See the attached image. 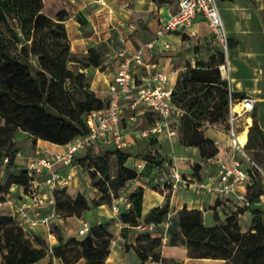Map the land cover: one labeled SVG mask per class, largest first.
<instances>
[{
  "label": "trees",
  "instance_id": "trees-1",
  "mask_svg": "<svg viewBox=\"0 0 264 264\" xmlns=\"http://www.w3.org/2000/svg\"><path fill=\"white\" fill-rule=\"evenodd\" d=\"M65 1L0 0V165L4 161L3 164L14 169L4 183L0 178L2 264H35L46 256L47 264H52L53 256L60 257L63 264H109L105 259L113 237L110 220L91 225L80 237L70 236L63 241L59 234L58 244L49 246L52 251L49 255L45 240L38 234L27 235L24 227L14 218L11 204L4 194V189L13 183L27 190L32 180L24 166H19L17 170L15 158L18 149L13 147L17 132L28 133L32 143L40 138L65 144L88 131L86 116L90 111L107 105V97L90 88L87 74L67 65L68 61L76 60L83 67L97 66L103 58L104 44L90 46L83 56L71 52L64 23L69 14ZM76 16L82 21L79 15ZM18 34H22L24 42L20 41ZM229 92L228 82L221 77L218 65L212 66L211 63L207 66L200 63L186 65L173 85L171 100L184 110L179 124L185 120L189 124L184 143L198 147L203 159L216 155L218 148L214 139L203 134L200 126L203 123H218L226 127ZM245 145L264 148V129L255 117ZM100 146L103 147L102 153H99ZM110 151L115 154L118 163L112 179L121 189L137 176L135 169L124 164L130 155L127 151L96 144L73 157L89 180L97 177L92 184L101 192L109 191L107 180L111 179L107 157ZM254 157H258L257 151ZM143 158L162 164V160L151 153L144 154ZM200 168V163L193 165L194 174L198 177ZM257 180L248 188V204L234 206L239 212L259 202V193L251 195ZM158 190L163 192L160 184ZM53 194L54 208L59 215L61 211L79 215L90 207L89 200L80 191L71 197L63 186L54 190ZM164 196V202L152 207L140 221L143 187L134 186L128 194L130 207L119 215L121 221L131 225L149 222L158 225L167 220V239L164 242L161 236H154L151 231L136 235V241L146 238L156 245L158 249L154 256L137 244L126 245L135 250L139 264H144L148 257L168 264H182L174 260L183 258H215L220 260L218 264H264V216L260 215L261 209L254 211L246 231L240 229L234 213L222 222L208 225L203 221L201 209L186 206L179 209L175 219L168 223L170 193ZM99 202V199H92V205ZM8 207L10 211H4L3 208Z\"/></svg>",
  "mask_w": 264,
  "mask_h": 264
},
{
  "label": "crops",
  "instance_id": "crops-1",
  "mask_svg": "<svg viewBox=\"0 0 264 264\" xmlns=\"http://www.w3.org/2000/svg\"><path fill=\"white\" fill-rule=\"evenodd\" d=\"M65 2L69 14L64 23L70 40L71 52L83 56L92 45L103 43V48L107 47L103 52L102 61L97 66L89 65L83 67L81 62L76 60H70L67 63L70 69L85 72L88 76L90 88L100 96H106L107 94L108 85L119 66L121 53L134 51L139 45L152 39L160 21L177 8L176 0H66ZM217 3L224 27L230 38L227 54V75L220 73L221 77L227 80L230 92L236 97L243 95L254 98L253 117L257 119L260 127L264 129V0H217ZM76 15H79L82 21L78 20ZM193 28L196 31L195 35L189 34L182 28L171 30L157 38L155 48L151 50L145 48L144 60L148 63V66L141 64L136 67L137 79L146 78L149 71L161 70L167 76L164 86L173 88L175 81L179 74L184 71L186 65L194 66L200 63L202 66H207V64L211 63L214 66L223 63L224 60H221V55L217 52L218 48L215 46L213 34H211L208 23L202 13L198 12L194 16ZM164 42L169 43L168 48L164 47ZM148 117L151 118L150 124L146 126L148 127L153 123L155 117L151 112H138L134 120L128 124L124 123L127 136L132 141L131 145H136L140 138L147 137L141 136L139 134L141 128H136L135 125L138 121ZM251 118L250 114L247 137L249 127L252 124L251 120H249ZM207 131H209L208 137L217 142L219 133L224 135L225 146L228 150L225 153L218 150L217 155L227 159L231 149L224 130L217 132L216 129L209 127ZM153 137L161 138L169 145H174L178 138L176 135L175 139L170 141L165 137V132ZM32 144L35 145V154L31 156L25 157L24 151L27 150L22 149L23 153L18 150L15 158V162L18 164L17 168L21 165L23 166L29 157L52 155L63 149V144L53 143L40 138ZM188 147L192 148V154L181 155L182 160L171 156L169 157L171 161H164L156 155L157 159L162 160L161 165L146 161L144 166H150L152 173L160 172L159 175L161 177L168 173L169 164L175 163L184 176L198 177L194 174V169L193 171L184 169V166L187 165L184 162L185 159L191 158L190 162H193L192 160L196 161L201 157L200 152L196 150L198 147L194 145H188ZM81 153L82 151H78L76 154ZM131 158L132 156L129 155L125 160L124 164L126 166L131 167L127 165L128 160ZM141 159L144 158H139L137 161ZM53 168L64 176L70 175L68 182L56 184L53 188L54 190H59L63 186L66 188L74 187L83 193L87 199H89L88 196L92 199H99L101 196V191L98 194L94 192L96 190L94 186L89 188V179L84 169L77 162L73 161L72 164H65L62 161H58L55 162ZM205 173V168L201 164L200 178H204ZM47 175L48 171L44 169L34 184L35 188L43 193L50 190L45 183ZM143 178L144 176L137 175L136 178L128 181L129 186L124 188L119 196L112 198L114 202L119 201L118 209L122 207L121 211H114L106 202L100 200L99 204L82 210L76 216L77 219L81 222H86L88 227L110 220L112 224H116L112 232L118 234V237H121L127 244H134L135 236L141 226L139 224L124 223L119 216L121 212L127 211L130 207L128 200L130 190L137 185L143 187L140 221L152 207L161 205L165 200L164 194L152 187L150 183L147 184ZM153 178L157 179L158 177L154 175ZM85 189L86 192L84 191ZM5 194L11 202L13 215L16 220H18V209L23 204L26 206L25 210L27 213L30 216H35V206L22 185L11 184ZM122 199L123 201H121ZM217 201L219 200L212 193L196 194L185 186L177 188L169 198L168 223L175 219L177 211L183 206L201 209L206 212L208 210L205 209H208L209 206L218 207ZM53 207V204L45 200L42 205V212H48ZM60 217L55 224L62 221ZM112 224H110V230ZM23 227L29 236L47 233L49 240H56L54 233L45 225H24ZM119 228H123L122 233H119ZM131 233H133L132 238L129 237ZM66 235L69 236L67 233ZM124 235H128V237L124 238ZM117 250L124 255L120 259L114 256V252ZM128 254L129 250L124 249L123 244L117 241L116 246H110V251L105 261L109 264H125V258H130ZM47 259L48 256L40 259L35 264H44ZM53 263L63 264L61 258L55 256H53Z\"/></svg>",
  "mask_w": 264,
  "mask_h": 264
},
{
  "label": "built area",
  "instance_id": "built-area-1",
  "mask_svg": "<svg viewBox=\"0 0 264 264\" xmlns=\"http://www.w3.org/2000/svg\"><path fill=\"white\" fill-rule=\"evenodd\" d=\"M176 1V10L160 21L152 39L139 45L134 51L121 53L119 66L107 88L106 107L92 110L86 116L88 131L63 144L61 151L52 155L32 156L25 161L23 166L32 177L26 191L35 206V216L27 213L25 204L21 205L18 209L17 221L22 226L45 225L49 227L60 217L54 207L48 212H42L45 200L54 206L53 188L55 185L66 183L70 178V175L64 176L53 168L55 162L62 161L65 164H72L73 157L78 151L84 152L88 147L96 144L126 151L132 141L127 136L124 123L128 124L134 120L138 112H151L155 116L150 126L139 130L141 136H158L165 132L168 140L175 139L179 119L184 110L172 102V88L164 86L167 81L166 74L161 70H154L149 71L146 78L137 79L135 72L138 65L148 66L144 60V49L155 48L157 38L161 34L182 28L189 34L195 35L193 18L196 13H202L225 54L224 62L219 64L218 68L220 73L227 75L229 37L220 16L217 0ZM164 47L168 48L169 43L164 42ZM254 102L251 96L235 97L229 92L226 127L223 128L231 149L229 157L225 159L217 154L205 157L203 159L206 171L204 178L184 176L175 163H170L168 173L160 177L164 195L165 193L171 195L177 188L185 186L196 194L212 193L221 203H232L235 207L248 204L249 186L259 176L264 180V170L251 160L245 151L248 118L254 108ZM242 117L244 119L240 122ZM243 133L244 140L241 141L240 136ZM239 154L246 157L247 163L240 159ZM145 162V159L136 161L134 163L136 170L139 171ZM131 168L135 169L133 166ZM44 169L48 171L45 183L50 189L46 193L38 191L34 186ZM128 186L129 182H126L121 191ZM112 209L118 211V205L113 204ZM139 226L151 230L157 225L149 222L140 223ZM88 228L87 223L83 222L79 231L85 233Z\"/></svg>",
  "mask_w": 264,
  "mask_h": 264
},
{
  "label": "rangeland",
  "instance_id": "rangeland-1",
  "mask_svg": "<svg viewBox=\"0 0 264 264\" xmlns=\"http://www.w3.org/2000/svg\"><path fill=\"white\" fill-rule=\"evenodd\" d=\"M218 4V3H217ZM210 29V27H209ZM211 32V29H210ZM212 34V32H211ZM213 39L215 40V46L218 48L217 52L220 53L221 58L224 60L225 54L221 49V46L218 42V40L213 36ZM229 46H230V38H229ZM107 48V47H106ZM105 48V49H106ZM104 49V50H105ZM220 49V50H219ZM254 114V110L251 113L252 118L249 119L251 120L252 123V119H253V115ZM244 119V117H242L240 119V122H242ZM151 122V118L148 117L147 119H143L140 120L136 123L135 127L136 128H145L148 124H150ZM189 126L187 120L181 122V124L178 125V131H177V141L174 143V145H169L165 140L163 139H157L153 136H147V137H143L140 138L137 142L136 145H130V147L127 148V152L132 156L131 159L128 160L127 165H130L131 167L134 166V163L137 161V159L139 158H143L144 154L147 153H151L153 155H157V157H160L162 160L164 161H171V156L175 157V159L178 160H182L181 155H190L192 154V148H189L187 144L184 143V140H186V129ZM209 127H212L214 129L218 131H223V125L221 124H214V125H209L207 123H203L201 124L200 128L201 131L203 132V134L205 136L208 137V133L209 131H207V129ZM225 137L222 133H219V137H218V142H215L216 147L218 148V150H221L222 153L227 152V148L225 146ZM13 147H16L18 150H21L23 153V150H27L24 151V155L25 157L27 156H31L33 154H35V145H33L30 142V136L28 133L26 132H17L15 134V142ZM159 148V149H158ZM99 153H102V149L103 147L100 146L99 147ZM197 151H199L198 148H196ZM245 151L247 156L253 160L262 170H264V148H261L257 145H253V147H248L245 145ZM257 151L258 153V157H254V152ZM240 159L247 163L246 157L242 156L239 154ZM191 158H187L185 159V163L187 164L186 166H184L185 170H191L193 171V165L195 163H200L203 165V157L201 156L198 160H192L193 162H190ZM107 161L109 163V170H108V175L109 178L111 179L110 181L107 180V183L109 185V191L108 192H102L101 196L99 197V200L106 202V204L112 209V205L113 204H117L119 205V201L118 202H114V200L112 198H116L117 196H119L120 193H122L121 189H119V187H117V182L112 179V177L116 174L117 169H118V163L116 162V156L114 153H112L111 151L108 153V157H107ZM4 163V161H3ZM2 163V164H3ZM0 165V178L1 181H3V183L5 182L7 176L14 171V169L8 167L7 165L3 164ZM150 166H143L138 172L137 175L138 176H144V181L150 185H152V187H154L155 189H158L159 184H160V172H155L152 173L150 171ZM20 169L17 168V170ZM16 170V168H15ZM136 170V168H135ZM154 175H156L158 178L154 179ZM97 180V177L94 180H89V188L91 186H94L92 183L94 181ZM10 186V185H9ZM8 186V187H9ZM87 186V187H88ZM6 187L4 189V194L6 193V191L8 190ZM95 187V186H94ZM96 190L94 191L96 194H98V192L100 191L98 189V187H95ZM79 191L77 190V188L74 187H68L67 188V192L69 193V195H71V197H74L76 192ZM86 192V189L84 190ZM255 193H259L260 194V200L259 202H257L256 204L252 205L250 208L244 210V211H240L234 208V205L232 203H221V201H218V207L216 206H209L208 210L206 212H203V221L205 224L211 225L213 223L216 222H222L225 220V218L230 214V213H234L235 217L237 219V222L239 224V227L241 230L246 231L249 229L250 225H251V219L254 215V211L259 208L261 209L260 211V215L264 216V180L261 179V177H258L257 183L256 185L252 188L251 190V195L255 194ZM2 194V192L0 193ZM89 195V194H88ZM89 197V202H90V207H92V198ZM123 201V199L121 200ZM10 202V201H9ZM11 204V202H10ZM10 208L12 209V206H10ZM10 208H3L4 211H10ZM123 208L120 207L118 209V211H121ZM13 212V211H12ZM60 213V218H62L61 222H58V224L52 223L49 226V230L54 233V236L56 238L55 241H51L48 238L47 233L41 234L39 233L38 235L40 237H42L45 242L46 245L48 246V251L47 253L49 255H51L52 251H50L49 246L51 245H57L58 244V235L60 234L62 236L63 241L67 240L70 236H76V237H80L82 235H84L85 233H80L79 229L83 226V222H81L80 220L77 219L76 216H78L76 213L73 214H68L64 211L59 212ZM214 213H215V217H214ZM168 216V215H167ZM167 220H165L163 223L158 224L156 227H154L153 229L149 230L147 227L143 228H139V232H146V231H151L152 233H154V236H161V241H165L167 239V233H166V222ZM113 222V221H112ZM112 224V223H111ZM116 227V224H112L111 226V231L114 230V228ZM123 228H119V233H122ZM69 234V236L66 235ZM113 233V237L111 240V244L110 246H116V242L119 241V243L123 244V248L126 250H129V257L130 258H125V264H139L140 259L137 256V253L135 252V250L129 246L126 242H124V240L121 237H118V234H114ZM71 234V235H70ZM137 235V234H136ZM126 237H128V235H124ZM133 233L130 234V238H132ZM136 237V236H135ZM117 240V241H116ZM134 244H137L139 247L143 248L145 251H147L150 255L154 256L155 252L157 251V247L156 245L153 244L152 241H150L149 239H142L140 242L134 240ZM117 248V247H115ZM114 252V251H113ZM114 256L117 257V259H120V257L124 256L121 254V252H119L118 250L116 252H114ZM172 262V260H168V262ZM219 259H215V258H183V259H177L174 260V262H179L182 264H218L219 263ZM48 263V259L45 260L44 264ZM0 264L1 263V256H0ZM52 264L53 263V258H52ZM144 264H168L165 261H161V260H153L152 258H149L144 262Z\"/></svg>",
  "mask_w": 264,
  "mask_h": 264
},
{
  "label": "water",
  "instance_id": "water-1",
  "mask_svg": "<svg viewBox=\"0 0 264 264\" xmlns=\"http://www.w3.org/2000/svg\"><path fill=\"white\" fill-rule=\"evenodd\" d=\"M18 37H19V39H20L21 42H24V41H25V39H24V37L22 36V34H18Z\"/></svg>",
  "mask_w": 264,
  "mask_h": 264
},
{
  "label": "bare ground",
  "instance_id": "bare-ground-1",
  "mask_svg": "<svg viewBox=\"0 0 264 264\" xmlns=\"http://www.w3.org/2000/svg\"><path fill=\"white\" fill-rule=\"evenodd\" d=\"M240 139H241V141L244 140V133L242 134V136H240Z\"/></svg>",
  "mask_w": 264,
  "mask_h": 264
}]
</instances>
